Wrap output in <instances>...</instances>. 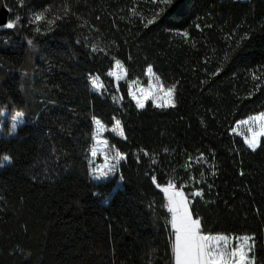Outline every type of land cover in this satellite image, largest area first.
Returning a JSON list of instances; mask_svg holds the SVG:
<instances>
[{
  "label": "trees",
  "instance_id": "1",
  "mask_svg": "<svg viewBox=\"0 0 264 264\" xmlns=\"http://www.w3.org/2000/svg\"><path fill=\"white\" fill-rule=\"evenodd\" d=\"M5 1L20 21L0 28V158L11 157L0 168V264H174L156 186L169 180L203 190L188 199L205 234L253 236L251 255L264 264V137L252 151L232 131L264 111V0ZM115 60L124 81L108 75ZM149 65L176 85L174 107L141 109L128 95ZM18 111L24 122L9 135ZM94 117L120 120L126 136L106 132L126 158L99 181Z\"/></svg>",
  "mask_w": 264,
  "mask_h": 264
},
{
  "label": "snow or ice",
  "instance_id": "2",
  "mask_svg": "<svg viewBox=\"0 0 264 264\" xmlns=\"http://www.w3.org/2000/svg\"><path fill=\"white\" fill-rule=\"evenodd\" d=\"M22 4L23 0H19ZM153 2L159 3L162 6H168L173 3V0H153ZM50 8H45L43 11L36 12L33 14L31 23H39L46 19V14L49 12ZM165 11V7H160L157 12L154 13L151 19L147 20L145 27L155 22L156 19ZM60 17H56L59 19ZM20 17L17 16L15 20H5L0 24V28L12 29L16 27L19 23ZM47 23L53 24L55 20H47ZM39 31V28L36 29ZM178 35L188 36L187 31L183 33H177ZM31 43V41H29ZM117 69L124 73L123 76L117 73ZM219 69L213 75L218 74ZM146 74L150 77V82L147 89H140L139 92L133 91L130 87L128 95L132 97L136 102L138 108L145 107V101L147 99H155L160 93L168 98V102L156 105L157 107H174V93L176 85L173 84L166 89L163 87V82L160 81V77L156 76L153 72L152 66L149 65L146 69ZM108 75L114 76L117 81L123 79L127 75V70L124 68L120 60H115L113 70H110ZM154 77L158 82V85H153L151 83V78ZM90 82L94 90L100 91L104 88L103 82L100 80L99 76L90 77ZM131 84L136 83V81L130 82ZM151 93V95H149ZM116 100V97H113ZM123 99V97H120ZM24 113L18 111L11 117L12 124L9 130V135L14 134L19 123H23ZM94 123L97 128V136L102 132L109 130L117 135L126 139L124 127L120 120H115L111 129H106L103 123L97 119L93 118ZM237 127L240 125H249L247 128L248 135H244V142L249 149L255 151L261 146L260 138L264 137V112L259 113L255 116H249L245 120L237 121ZM236 131V128H233ZM97 143H103L107 145L106 140H97ZM114 147V146H113ZM93 156L97 155V149L95 145L91 149ZM125 154L116 151L114 159L119 162L125 159ZM11 157L4 156L0 158V167L4 166L5 161H10ZM199 159H203V153H201ZM116 165H111L107 171L102 169L93 170V178L101 180L107 178L110 173L115 171ZM122 179V178H121ZM153 181H156V177H152ZM157 187H161L162 191L167 197V208L171 213V219L169 221L172 232V255L174 259V264H255L254 256L250 257V253L254 248V237L253 236H240L230 238L223 234H205L201 229V221L199 218H193L190 211L189 204L190 201L188 196L198 197L203 195V190H197L190 194H185L183 191V185L178 189L172 180H169L166 185L161 186L159 184ZM234 239L236 241L235 246L229 245V240Z\"/></svg>",
  "mask_w": 264,
  "mask_h": 264
},
{
  "label": "rangeland",
  "instance_id": "3",
  "mask_svg": "<svg viewBox=\"0 0 264 264\" xmlns=\"http://www.w3.org/2000/svg\"><path fill=\"white\" fill-rule=\"evenodd\" d=\"M123 64V63H122ZM123 66H124V68L126 69V67H125V65L123 64ZM117 71V73L119 74V75H121V76H123L124 75V73L122 72V71H120L119 69H117L116 70ZM154 72V71H153ZM156 75V74H155ZM92 76H97V75H95V74H92L90 77H92ZM147 76H148V81H147V83H142V82H140V81H138V80H130V81H128V92H129V89H130V87H131V89L133 90V91H137V92H139V90L140 89H147L148 88V84H149V82H150V77H149V75L147 74ZM157 76V75H156ZM90 77H89V81H90ZM114 77V76H113ZM115 78V77H114ZM127 79V75H126V77L125 78H123V79H120L119 81H117L116 79V82H120V81H124V80H126ZM100 80H101V78H100ZM102 81V80H101ZM132 81H136V83H134V84H131L130 82H132ZM160 81H161V79H160ZM103 82V81H102ZM151 83L153 84V85H158V82L155 80V78L154 77H152L151 78ZM104 84V83H103ZM90 86H91V89L93 90V91H96V90H94L93 89V87H92V85H91V82H90ZM163 87L166 89L167 87L166 86H164L163 85ZM105 89V85H104V88H102L100 91H97V92H102L103 90ZM149 95H151V93H149ZM130 96V95H129ZM130 98L132 99V97L130 96ZM174 99V98H173ZM135 101V100H134ZM148 102H150V103H152V104H154V105H158V104H163V103H166V102H168V98L164 95V93H160L159 95H157L156 97H155V99L153 100V99H147L146 101H145V105L148 103ZM136 103V102H135ZM264 112V111H263ZM261 113V112H260ZM259 113H257V114H253V115H251V116H255V115H258ZM5 116H7V115H5ZM248 118V117H247ZM247 118H244V119H242V120H245V119H247ZM116 120H118V119H116ZM239 121H241V120H239ZM24 122V121H23ZM11 124H12V119H11ZM22 123H19L18 124V126L19 125H21ZM104 125V124H103ZM17 126V127H18ZM94 134H93V141H92V145H91V149H92V147L95 145V147H96V149H97V155L96 156H93L92 155V153H90V174H91V177L93 178V170L94 169H102V170H104V171H107L108 170V168L111 166V165H113V164H115L116 165V169H115V171H113L112 173H110V175L108 176V177H111L114 173H116L117 171H118V169H119V165H120V162L122 161V160H120L119 162H117L115 159H114V156H115V154H116V151L118 150L117 148H115V147H113L111 144H110V142H109V140H108V138L106 137V132L107 131H109V130H106V131H104V132H102L99 136H97V128H96V125H95V123H94ZM105 126V125H104ZM112 127V126H111ZM111 127H107V126H105V128L106 129H111ZM249 127V125H240L239 127H237V123L235 124V126H234V128H236V131L234 132L233 130V132H234V134H237V135H239V136H241V137H243L244 138V135H248L249 133L247 132V128ZM10 128H11V125H10ZM10 130V129H9ZM2 131H3V127H2V124L0 125V136L2 135ZM114 134H116V133H114ZM117 135V134H116ZM119 136V135H118ZM97 140H106L107 141V145H105V144H103V143H97ZM10 161H5L4 162V164H6V163H9ZM1 168V167H0ZM107 177V178H108ZM94 179V178H93ZM104 179H106V178H104ZM94 180H96V181H99V180H97V179H94ZM101 180H103V179H101ZM173 231V230H172ZM218 234H223V235H227V236H229L230 238H232V237H240V236H245V235H247V236H250V235H248V234H242V235H234V234H224V233H218ZM213 235H215V234H213ZM235 244H236V241L234 240V239H230L229 240V245L230 246H235ZM252 253V252H251ZM251 253L249 254L250 255V257H253L252 255H251Z\"/></svg>",
  "mask_w": 264,
  "mask_h": 264
},
{
  "label": "water",
  "instance_id": "4",
  "mask_svg": "<svg viewBox=\"0 0 264 264\" xmlns=\"http://www.w3.org/2000/svg\"><path fill=\"white\" fill-rule=\"evenodd\" d=\"M11 10L5 0H0V24L5 20H10Z\"/></svg>",
  "mask_w": 264,
  "mask_h": 264
},
{
  "label": "crops",
  "instance_id": "5",
  "mask_svg": "<svg viewBox=\"0 0 264 264\" xmlns=\"http://www.w3.org/2000/svg\"><path fill=\"white\" fill-rule=\"evenodd\" d=\"M179 189V188H178ZM186 194V193H185ZM168 203V201H167V197H166V204ZM189 208H190V204H189ZM190 211H191V209H190ZM192 213V212H191ZM170 215H171V213H170ZM193 218H195L194 216H193ZM172 229V228H171Z\"/></svg>",
  "mask_w": 264,
  "mask_h": 264
},
{
  "label": "built area",
  "instance_id": "6",
  "mask_svg": "<svg viewBox=\"0 0 264 264\" xmlns=\"http://www.w3.org/2000/svg\"><path fill=\"white\" fill-rule=\"evenodd\" d=\"M165 208H166V210L168 211L167 204H165ZM168 212H169V211H168Z\"/></svg>",
  "mask_w": 264,
  "mask_h": 264
}]
</instances>
